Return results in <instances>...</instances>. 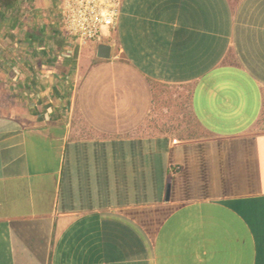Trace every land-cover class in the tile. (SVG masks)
<instances>
[{
	"label": "crops",
	"instance_id": "0c3cea01",
	"mask_svg": "<svg viewBox=\"0 0 264 264\" xmlns=\"http://www.w3.org/2000/svg\"><path fill=\"white\" fill-rule=\"evenodd\" d=\"M101 43L27 40L35 110L0 116V264H264V0H123ZM157 84L189 86L200 133L143 132Z\"/></svg>",
	"mask_w": 264,
	"mask_h": 264
},
{
	"label": "rangeland",
	"instance_id": "374dc122",
	"mask_svg": "<svg viewBox=\"0 0 264 264\" xmlns=\"http://www.w3.org/2000/svg\"><path fill=\"white\" fill-rule=\"evenodd\" d=\"M53 1L49 19L54 22L56 29L46 31L37 0H0V116L35 110L34 107H28L34 103L35 93L31 96V93L26 92L22 76L23 55L29 52L27 40L32 38L36 43L43 44L46 37H69L59 17V0ZM30 47L37 54V45ZM12 59L14 76L11 74ZM34 65L37 67V62ZM72 66L74 72L76 61H73ZM63 83L67 90V99L64 102L69 104L75 84L73 74L69 83ZM189 90L187 85H155V108L143 132H168L176 137L200 133L199 125L191 113ZM67 111L72 124L78 126V132L88 133L77 108L73 106ZM258 127L264 130V109Z\"/></svg>",
	"mask_w": 264,
	"mask_h": 264
},
{
	"label": "built area",
	"instance_id": "2783aa9c",
	"mask_svg": "<svg viewBox=\"0 0 264 264\" xmlns=\"http://www.w3.org/2000/svg\"><path fill=\"white\" fill-rule=\"evenodd\" d=\"M123 0H59L58 13L69 38L78 43L103 41L119 21Z\"/></svg>",
	"mask_w": 264,
	"mask_h": 264
},
{
	"label": "water",
	"instance_id": "95a60500",
	"mask_svg": "<svg viewBox=\"0 0 264 264\" xmlns=\"http://www.w3.org/2000/svg\"><path fill=\"white\" fill-rule=\"evenodd\" d=\"M112 46L107 43H99L97 46V56L102 59H108L111 56ZM169 196V185L167 186L166 198Z\"/></svg>",
	"mask_w": 264,
	"mask_h": 264
},
{
	"label": "trees",
	"instance_id": "16d2710c",
	"mask_svg": "<svg viewBox=\"0 0 264 264\" xmlns=\"http://www.w3.org/2000/svg\"><path fill=\"white\" fill-rule=\"evenodd\" d=\"M191 113H192V111H191ZM194 117V116H193ZM195 119V118H194ZM196 121V120H195ZM192 135H195V134H190L189 136H192Z\"/></svg>",
	"mask_w": 264,
	"mask_h": 264
}]
</instances>
